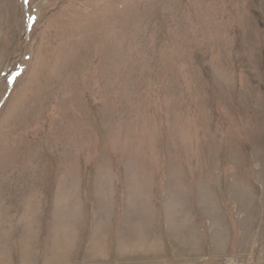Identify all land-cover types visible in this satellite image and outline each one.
<instances>
[{"label": "rangeland", "instance_id": "obj_1", "mask_svg": "<svg viewBox=\"0 0 264 264\" xmlns=\"http://www.w3.org/2000/svg\"><path fill=\"white\" fill-rule=\"evenodd\" d=\"M0 264H264V0H0Z\"/></svg>", "mask_w": 264, "mask_h": 264}]
</instances>
